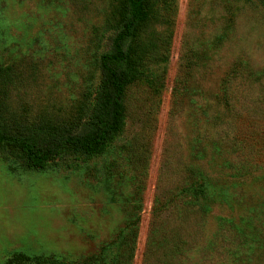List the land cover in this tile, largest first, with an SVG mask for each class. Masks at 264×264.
<instances>
[{"label":"rangeland","instance_id":"obj_1","mask_svg":"<svg viewBox=\"0 0 264 264\" xmlns=\"http://www.w3.org/2000/svg\"><path fill=\"white\" fill-rule=\"evenodd\" d=\"M167 1L166 10V0H151L137 38L148 72L129 87L125 129L106 154L83 162L68 150L35 170L0 152V264H79L137 211L132 264H142L152 218L162 225L174 221V211H190L180 194L190 163L214 176L221 199L205 218L190 211L185 219L193 241L185 264H264V6ZM121 2L0 0V69L10 80L0 83V115L79 119L101 80L99 59L117 30ZM170 34L169 58L154 60ZM233 70L239 75L229 110L223 87ZM174 87L181 105L175 116ZM197 136L207 147L201 161L189 146Z\"/></svg>","mask_w":264,"mask_h":264},{"label":"trees","instance_id":"obj_2","mask_svg":"<svg viewBox=\"0 0 264 264\" xmlns=\"http://www.w3.org/2000/svg\"><path fill=\"white\" fill-rule=\"evenodd\" d=\"M259 1L264 6V0ZM151 5V0H122L120 19L110 48L99 59L101 80L91 104L83 109L79 119L71 123L46 119L38 122L31 121L28 116L8 119L0 115V152L7 160L12 158L25 169L44 170L52 159L68 150L79 152L83 162L107 153L125 129L129 87L139 78L143 79L148 72L146 64L149 56L145 49L137 45V38L150 18ZM168 5L169 1L166 0V10ZM171 40V34L161 39L163 45L153 55L154 60L169 58ZM238 75L239 71L233 70L224 82L223 101L229 110L233 108L231 86ZM7 82L10 80L6 71L0 69V83L6 86ZM178 91L174 87V116L181 106ZM0 109H3L2 104ZM189 146L195 161L204 160L207 147L201 137L194 138ZM184 170L185 181L180 194L188 198V209L203 219L211 211V205L220 201L221 193L217 200L212 190L214 176L202 165L186 164ZM140 174L144 179L147 177L146 163L141 167ZM190 211L186 214L174 211V221L170 219L162 225L157 215L152 218L142 264H185L184 256L193 243L183 227L184 221L189 220ZM140 220L139 211L133 212L125 228L118 232L113 241L103 243L100 253L86 257L79 264H132ZM34 261L44 264L39 258ZM49 261L58 264L52 259Z\"/></svg>","mask_w":264,"mask_h":264}]
</instances>
